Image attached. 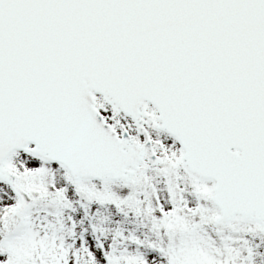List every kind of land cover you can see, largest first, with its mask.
Instances as JSON below:
<instances>
[{"label":"water","instance_id":"water-1","mask_svg":"<svg viewBox=\"0 0 264 264\" xmlns=\"http://www.w3.org/2000/svg\"><path fill=\"white\" fill-rule=\"evenodd\" d=\"M97 97L178 142L216 225L264 236V0H0V184L16 216L34 202L7 169L16 152L124 187L157 165Z\"/></svg>","mask_w":264,"mask_h":264},{"label":"rangeland","instance_id":"rangeland-1","mask_svg":"<svg viewBox=\"0 0 264 264\" xmlns=\"http://www.w3.org/2000/svg\"><path fill=\"white\" fill-rule=\"evenodd\" d=\"M97 107L120 136L150 141L157 165L123 187L74 182L55 165L13 154L7 169L34 202L16 216L20 199L0 184V264H264L255 225L216 226L218 211L204 196L211 183L192 182L175 140L151 124L140 136L100 98ZM76 240L80 249L68 255Z\"/></svg>","mask_w":264,"mask_h":264},{"label":"trees","instance_id":"trees-1","mask_svg":"<svg viewBox=\"0 0 264 264\" xmlns=\"http://www.w3.org/2000/svg\"><path fill=\"white\" fill-rule=\"evenodd\" d=\"M57 207H58V205H55V203H53V204L50 205V208H52L54 210ZM79 249H80V241L79 240H76V243L75 244H73L72 246H69V247L67 246V248L65 250L67 251V254L69 255L71 253L76 252Z\"/></svg>","mask_w":264,"mask_h":264},{"label":"bare ground","instance_id":"bare-ground-1","mask_svg":"<svg viewBox=\"0 0 264 264\" xmlns=\"http://www.w3.org/2000/svg\"><path fill=\"white\" fill-rule=\"evenodd\" d=\"M99 97H97V99H98ZM97 101V100H96ZM96 107H97V104H96ZM97 109H98V107H97Z\"/></svg>","mask_w":264,"mask_h":264}]
</instances>
